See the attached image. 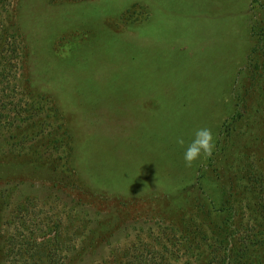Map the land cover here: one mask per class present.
<instances>
[{"label": "rangeland", "instance_id": "374dc122", "mask_svg": "<svg viewBox=\"0 0 264 264\" xmlns=\"http://www.w3.org/2000/svg\"><path fill=\"white\" fill-rule=\"evenodd\" d=\"M6 18L40 109L0 147V264L7 232L54 221L69 264H264V0H12ZM205 127L213 155L188 167Z\"/></svg>", "mask_w": 264, "mask_h": 264}, {"label": "trees", "instance_id": "16d2710c", "mask_svg": "<svg viewBox=\"0 0 264 264\" xmlns=\"http://www.w3.org/2000/svg\"><path fill=\"white\" fill-rule=\"evenodd\" d=\"M11 2L0 0V147L10 139L14 147L23 149L27 138L15 132L35 121L40 107L35 102L24 100L20 90L22 47L17 36H13L14 33L5 26ZM12 222L9 220V224ZM22 227H25L24 222L17 226L16 232H7L3 264H69L74 251V237L64 235L60 222L36 226V234L26 227L22 231ZM130 256L129 259L134 261L129 264H152L150 258H145L142 253ZM120 262L122 260L114 263Z\"/></svg>", "mask_w": 264, "mask_h": 264}, {"label": "clouds", "instance_id": "9594fccd", "mask_svg": "<svg viewBox=\"0 0 264 264\" xmlns=\"http://www.w3.org/2000/svg\"><path fill=\"white\" fill-rule=\"evenodd\" d=\"M177 143L181 146L185 145L183 138H178ZM216 147L212 130L209 128H199L195 130L194 137L184 150V161L186 166L191 167L192 164L201 159H207L213 155Z\"/></svg>", "mask_w": 264, "mask_h": 264}]
</instances>
